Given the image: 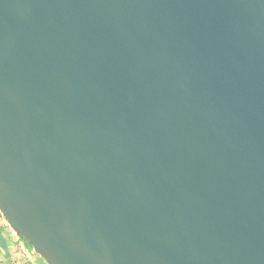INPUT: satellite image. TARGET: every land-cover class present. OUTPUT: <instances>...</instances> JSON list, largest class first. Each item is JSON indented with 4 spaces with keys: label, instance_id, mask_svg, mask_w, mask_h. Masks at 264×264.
<instances>
[{
    "label": "water",
    "instance_id": "1",
    "mask_svg": "<svg viewBox=\"0 0 264 264\" xmlns=\"http://www.w3.org/2000/svg\"><path fill=\"white\" fill-rule=\"evenodd\" d=\"M0 210L45 264H264V0H0Z\"/></svg>",
    "mask_w": 264,
    "mask_h": 264
},
{
    "label": "crops",
    "instance_id": "2",
    "mask_svg": "<svg viewBox=\"0 0 264 264\" xmlns=\"http://www.w3.org/2000/svg\"><path fill=\"white\" fill-rule=\"evenodd\" d=\"M0 264H45L0 210Z\"/></svg>",
    "mask_w": 264,
    "mask_h": 264
},
{
    "label": "built area",
    "instance_id": "3",
    "mask_svg": "<svg viewBox=\"0 0 264 264\" xmlns=\"http://www.w3.org/2000/svg\"><path fill=\"white\" fill-rule=\"evenodd\" d=\"M25 240V239H24ZM26 241V240H25ZM26 243H28L27 241H26Z\"/></svg>",
    "mask_w": 264,
    "mask_h": 264
}]
</instances>
